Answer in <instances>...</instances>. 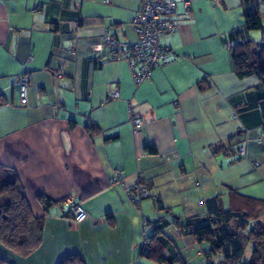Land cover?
<instances>
[{
	"label": "crops",
	"instance_id": "obj_1",
	"mask_svg": "<svg viewBox=\"0 0 264 264\" xmlns=\"http://www.w3.org/2000/svg\"><path fill=\"white\" fill-rule=\"evenodd\" d=\"M139 3L0 0V168L17 173L44 223L29 256L0 245L12 264H59L70 254L85 264H206L210 245L180 224L206 215L217 195L224 209L253 212L264 201V121L259 108L241 109L259 80L234 73L228 40L244 26L241 0L188 8L177 0L178 27L159 36L176 57L136 84L124 58L93 45L105 29L135 42ZM23 72L26 105L16 85ZM132 112L144 120L139 129ZM219 144L227 150L214 153ZM136 182L149 191L137 204ZM39 195L54 203L45 210ZM70 199L86 220L73 219ZM157 233L152 258L140 256ZM159 251L171 263L155 260Z\"/></svg>",
	"mask_w": 264,
	"mask_h": 264
},
{
	"label": "trees",
	"instance_id": "obj_2",
	"mask_svg": "<svg viewBox=\"0 0 264 264\" xmlns=\"http://www.w3.org/2000/svg\"><path fill=\"white\" fill-rule=\"evenodd\" d=\"M241 2L244 26L228 35V40L234 42L230 57L238 77L255 76L259 80L245 92L241 109L259 108L264 121V34L259 43L248 36L250 30H264V20L257 0ZM225 149L226 145L219 144L212 150L218 153ZM38 200L45 210L54 203L44 195H39ZM205 207L206 215L189 217L180 225L194 240L210 245L209 252L205 253L206 264H264V201H258V208L253 212L234 207L224 209L221 196L217 195L207 199ZM43 224V217L33 214L17 173L11 168H0V245L21 257L29 256L41 243ZM159 235L145 240L140 256L152 258L154 240ZM249 244L250 253L244 257ZM155 260L171 263L162 251ZM0 264L12 263L0 256ZM59 264H85V261L80 254H70Z\"/></svg>",
	"mask_w": 264,
	"mask_h": 264
},
{
	"label": "built area",
	"instance_id": "obj_3",
	"mask_svg": "<svg viewBox=\"0 0 264 264\" xmlns=\"http://www.w3.org/2000/svg\"><path fill=\"white\" fill-rule=\"evenodd\" d=\"M109 3L111 0H103ZM185 7H190L191 0H181ZM218 2L219 0H213ZM177 0H140L138 10L133 18V25L137 39L133 43H124L113 39L110 30L105 29L97 43L93 45L95 51L108 50L113 59L124 58L133 75L136 84L150 78L155 67L166 64L176 57V54L169 47L161 45L159 36L164 33L173 32L178 27V19L175 14ZM17 90L20 103L27 104L28 90L31 85V74L23 72L17 78ZM117 91L113 90L111 96H116ZM130 122L135 129L143 126L144 120L141 116L131 113ZM261 140V139H259ZM244 147L241 148V153ZM115 176L119 177L120 172L116 171ZM134 191L132 200L137 204L141 199L149 196L148 189L134 183L131 186ZM71 205L73 219L82 222L88 218L87 212L76 201L68 200Z\"/></svg>",
	"mask_w": 264,
	"mask_h": 264
},
{
	"label": "rangeland",
	"instance_id": "obj_4",
	"mask_svg": "<svg viewBox=\"0 0 264 264\" xmlns=\"http://www.w3.org/2000/svg\"><path fill=\"white\" fill-rule=\"evenodd\" d=\"M259 10L262 14V20H264V0H257ZM250 38L255 42L259 43L262 39V34H264V30H250L249 31ZM251 249V245L249 244L246 249V253L244 257H248L249 251Z\"/></svg>",
	"mask_w": 264,
	"mask_h": 264
}]
</instances>
